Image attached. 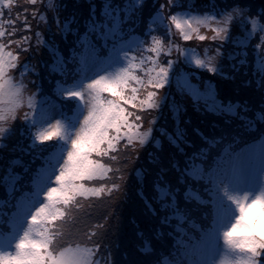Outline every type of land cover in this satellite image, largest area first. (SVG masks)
<instances>
[{
	"label": "snow or ice",
	"instance_id": "snow-or-ice-1",
	"mask_svg": "<svg viewBox=\"0 0 264 264\" xmlns=\"http://www.w3.org/2000/svg\"><path fill=\"white\" fill-rule=\"evenodd\" d=\"M27 3L21 16L16 0H0V153L19 132L31 157L23 176L14 159L0 174L11 197L0 264H120L106 236L111 213L90 217L126 194L127 169L148 146L151 169L132 171L152 235L138 232L143 243L125 264H264V3L210 0L202 13L187 0H100L82 20L75 10L61 17L64 0ZM176 36L215 43L182 46ZM41 65L58 74L59 102L30 78L44 79ZM201 71L243 76L248 97L220 99ZM173 85L221 123L181 126ZM165 104L171 131L157 123ZM198 215L206 223L189 236Z\"/></svg>",
	"mask_w": 264,
	"mask_h": 264
},
{
	"label": "rangeland",
	"instance_id": "rangeland-1",
	"mask_svg": "<svg viewBox=\"0 0 264 264\" xmlns=\"http://www.w3.org/2000/svg\"><path fill=\"white\" fill-rule=\"evenodd\" d=\"M196 1L195 6L200 8L201 12L203 13L204 11H206V9L202 8L201 6L203 4L209 3L210 0H194L193 2ZM251 1H255V0H251ZM17 4L20 6L19 8H14V12H17L18 10H21V15H23L22 9L24 7H28L29 10H31V6L27 3V0H16ZM46 2V0H45ZM53 2H57V0H53ZM64 2L68 5L67 11L62 12L61 17L63 18L64 16H68L73 10L77 11V13L82 14L80 16L81 20L83 19V16L87 15L88 12V6L90 2H95L97 3V5H99L100 0H64ZM149 3H151V0H149ZM254 5V3H252ZM37 7H40V5H37ZM260 4H258L255 8H259ZM148 12V8H145V13L147 14ZM50 15V14H49ZM15 18V17H13ZM9 19V17L6 15L5 16V20ZM30 22L33 24V28H35L36 24L38 23H42L40 21L37 20H32L31 17H29ZM143 27V26H142ZM17 29L18 32L20 34H28V33H24L23 32V27H22V23L18 22L17 23ZM53 30L55 31V28L53 27ZM41 31H43L45 33V38H48V33L47 31L44 29V27H41ZM139 32V30H138ZM202 32H205L206 34H210L207 32V30L202 29ZM138 34V33H137ZM157 35H160V33H156ZM178 36H176L174 38V40L177 39ZM143 38V37H142ZM60 37L59 34L56 35V40L59 41ZM72 37L69 36V40H71ZM182 41V40H180ZM197 41V40H195ZM199 42V41H198ZM207 43L209 41H206ZM206 43V44H207ZM214 44V42H211ZM182 46H194L192 44V41H188V42H184L182 41ZM198 46H200L201 48L203 47L202 44L198 43ZM63 47V45H62ZM79 51V50H78ZM65 54H67V52H65ZM137 55H140V52L136 53ZM40 57L42 59H47L48 58V53L46 51V49L44 47H41L40 50ZM194 69V66H192ZM41 72V76L44 77L43 80H41L40 77L32 75L30 78L33 80H36L38 84L42 85V88L44 87H49L51 85L52 80H56V74L53 76H48L47 71L43 69V65L40 66V68L38 69ZM187 70V69H186ZM228 70V69H227ZM200 73H203V71H201ZM198 74V73H197ZM18 75V74H17ZM197 76H205V74L203 75H197ZM49 81V82H47ZM193 83H198V80H192ZM48 83H50L49 85H47ZM31 87V86H30ZM33 91H35V89H32ZM44 90V89H43ZM171 91V95L169 96V102L171 103L173 97L175 98V101L181 105V112L179 115V119L181 121V126H187V128H194V127H199L202 131L205 132H210L212 130V126L208 127L207 125H210L212 122V124H217V123H221V118L213 115L211 113V116H208V114H210V112H207L203 109V107H199L198 105H196L193 100L191 99V97L185 95V96H181L179 93H177L175 86L173 85ZM234 91V90H233ZM248 92V91H247ZM243 93V91H242ZM37 98L40 99V93H37ZM27 110V109H25ZM208 120V122L205 123V120ZM190 121V123H187L186 125L184 124V122ZM158 126H162V127H166L168 128L169 131L172 130L173 124H174V119H173V114L171 113V111L168 109L166 111L161 110L160 114H159V119H158ZM211 124V125H212ZM213 125V126H214ZM191 131V130H189ZM19 142V147L16 148V150H12L14 145H17ZM30 141L26 138V137H22L19 135V132H17V134H15L9 141H8V145L9 147L4 149L2 151L3 155V160H0V174H2L3 172V166H6L8 164V162L10 160H18L19 163L13 165L14 171L16 173H18L20 176L24 175V169L25 167H27L29 165L30 162L26 163V158L24 157V155L26 154V151H21L20 147L23 148H27V144H29ZM152 151V148L150 146L145 147L144 149H142L140 151V156H139V161L137 163H134L133 165L129 166V168L127 169V177H128V187L126 189V194L117 198V199H121V203L120 201H118L117 199L115 200V202L111 205V208H106L104 204L102 203H96V208L94 209L93 213L91 214L90 217V222L92 223H97V218L99 219L98 222H100L102 220L103 215L108 214L109 212L111 213L110 218L114 217L115 215L118 218L117 214L115 213L114 210V206L116 203H118L120 206H125L124 203H128L130 198H131V193H129V190L136 187L137 184V177L135 176V174L133 173L132 169L133 168H138L140 166H143L144 169L150 170L151 169V165L149 164V155L148 153ZM149 180L152 179L151 175H149L148 177ZM6 189L4 187H0V199L2 200V197L5 195ZM132 195L136 196V190L134 191V193H132ZM8 196V195H7ZM138 199V197H137ZM140 201V200H139ZM8 203H11V197L8 198ZM141 203V202H140ZM124 204V205H123ZM123 210H125L123 208ZM122 210V211H123ZM7 208L5 203H2L0 206V212H6ZM114 212V213H113ZM121 216V215H120ZM116 218V219H117ZM118 221H120V218L117 219ZM117 220L114 221L112 224V226L108 229L107 233H112L113 231L117 232V234L119 233V229L120 227H124L122 224H118ZM129 222V219H128ZM144 222V221H143ZM109 224H111V222H109ZM145 224V223H144ZM115 226V227H114ZM81 229H84V225H80ZM127 229V227H125ZM127 230H133L134 233H138V231H135L134 229H127ZM142 230L145 231L146 230V226L142 227ZM141 231V230H140ZM148 234H146L147 237H151L152 233L148 230L147 231ZM123 238L126 239V237L122 236ZM139 237V236H138ZM116 238L117 237H113L111 234V239L116 242ZM139 239H142L141 237H139ZM132 242V240H130ZM113 249L115 250V259L117 261L120 262V264H125V262L129 259L128 255H123V253H126L130 250L131 247L134 250H136L138 247L135 246V243L132 242L130 246H122L120 244H116V246L113 245ZM133 250V251H134ZM136 254V253H135ZM122 258V259H121ZM125 260V262L123 261Z\"/></svg>",
	"mask_w": 264,
	"mask_h": 264
},
{
	"label": "trees",
	"instance_id": "trees-1",
	"mask_svg": "<svg viewBox=\"0 0 264 264\" xmlns=\"http://www.w3.org/2000/svg\"><path fill=\"white\" fill-rule=\"evenodd\" d=\"M193 1L194 0H187V3H189V4H194L195 3L196 4V1L195 2H193ZM251 3H254L255 7L258 4H260V6H261V4L264 3V0H255L254 2L251 1ZM256 9H258V8H256ZM18 11L21 12V10H18ZM176 41L182 43V41H180L179 36L177 37ZM208 43H211V41H209ZM225 71L226 72L228 71L227 68L225 69ZM203 74H205V76H200V77L203 80H211V82L216 86V90H217V92L219 94V98L220 99H223V100L232 99V100L235 101L237 99H245L249 95V93L247 92L248 90L244 87V77L243 76L237 75V78L233 81V80H230V79H221L219 77H213L212 74L205 73V72H203V73L199 72L197 75H203ZM57 78H58V74H56V79ZM193 79L197 80L195 78H193ZM47 82H49V81H47ZM49 84L50 83H48L47 85H49ZM54 88H55V80H52L51 85L49 87H44L43 89H44V92L46 94L51 95L52 100L59 102V98L52 94V90ZM242 91H243V93H242ZM199 107H202V106H199ZM168 109H169L168 104H165L164 107L162 108V110H164V111H166ZM208 116H211V113L208 114ZM204 120H205V123L208 122V120H206V119H204ZM211 124L207 125V126L208 127L212 126V128H213L214 124H212V125ZM217 124H220V123H217ZM217 124H215V125H217ZM188 129L191 130L190 128H188ZM24 157L26 158V160H25L26 163L30 162L31 157L28 155L27 151H26V154L24 155ZM135 188L132 187V189L129 190V193H131V198H130L128 203H124L125 206H122V205L120 206L118 203H116L115 206H114L115 213L117 214L118 218H120V221L117 220L118 218L115 215V218L112 217V218L109 219V222H111L110 225L112 226L113 225L112 223L117 220V223L118 224L119 223L122 224L124 227H120L118 234L115 231H113L111 233L113 237H117L116 238V242H114L111 239V234L110 233L106 234L107 240H108V242L111 245L113 243V245L116 246V244L118 243V244H120L122 246H130L131 243H132L130 241L131 239L129 238V236H127L126 234L123 233V229H126L125 227H127V229H134L135 231L140 232V230H142V227L145 226V224L143 222L144 221V215L142 214V212H143L142 204L140 203L139 199H137L136 196L132 195V193H134V191H135ZM7 195L8 194H7V190H6L5 195L2 197V200L0 199V206H1L2 203H5L6 208H7L6 212H8L10 210V208H9L10 204L8 203L9 196H7ZM117 200L120 201V203H121V199H117ZM123 208L125 210H123ZM128 219H129V222H128ZM98 221H99V219L97 218V222ZM201 221H203V220L198 215V216L194 217L193 220H192V223L186 225V227L190 231L192 228L199 227L202 224ZM147 231H148V229L146 228V230H145L146 234H148ZM122 236L126 237V239L123 238ZM128 248H130V250L128 252H126V253H123L124 257H125V255H128L129 259H131V258H133V257L138 255V254H135V253L138 252V248L139 247L136 250H134L131 247H128ZM123 261L125 262V260H123Z\"/></svg>",
	"mask_w": 264,
	"mask_h": 264
},
{
	"label": "bare ground",
	"instance_id": "bare-ground-1",
	"mask_svg": "<svg viewBox=\"0 0 264 264\" xmlns=\"http://www.w3.org/2000/svg\"><path fill=\"white\" fill-rule=\"evenodd\" d=\"M193 5H195V3ZM198 43L202 44V45H205L207 42L206 41L198 42V41L193 40L192 41V44L194 45L193 47L198 46ZM123 233L126 234L127 236H129V238L132 240V242L135 243V246L139 247V246L142 245L143 239H139L138 233H134L133 230H127V229H123ZM153 242H155V241H153ZM136 254H138V252Z\"/></svg>",
	"mask_w": 264,
	"mask_h": 264
}]
</instances>
